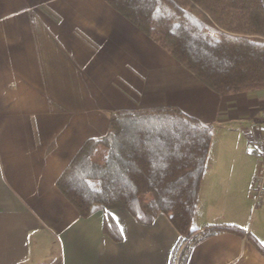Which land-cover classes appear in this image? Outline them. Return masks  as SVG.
I'll return each instance as SVG.
<instances>
[{"label": "crops", "instance_id": "crops-1", "mask_svg": "<svg viewBox=\"0 0 264 264\" xmlns=\"http://www.w3.org/2000/svg\"><path fill=\"white\" fill-rule=\"evenodd\" d=\"M237 98L252 125L264 89L219 95L104 0H0V264H170L179 235L165 215L145 225L110 210L117 242L103 211L80 217L56 179L86 139L105 134L113 110L176 106L214 134L230 131ZM210 155L193 228L238 231L199 240L185 264H264L255 171L208 186Z\"/></svg>", "mask_w": 264, "mask_h": 264}, {"label": "trees", "instance_id": "trees-1", "mask_svg": "<svg viewBox=\"0 0 264 264\" xmlns=\"http://www.w3.org/2000/svg\"><path fill=\"white\" fill-rule=\"evenodd\" d=\"M104 1L219 95L264 89V0ZM212 137L211 123L176 106L116 109L105 134L83 142L55 185L80 217L102 210L103 231L117 242L110 210L145 225L165 215L179 235L170 264H185L199 240L238 231L193 228Z\"/></svg>", "mask_w": 264, "mask_h": 264}, {"label": "rangeland", "instance_id": "rangeland-1", "mask_svg": "<svg viewBox=\"0 0 264 264\" xmlns=\"http://www.w3.org/2000/svg\"><path fill=\"white\" fill-rule=\"evenodd\" d=\"M241 101L240 98H237L235 105L237 108L233 111L230 119V131L226 132L222 126H217L214 131L209 152L211 154V162L208 168V186L213 183H219L223 186L225 183L222 181H228L225 178L230 172L235 173L239 177L240 182L242 180L245 181L246 176L255 171L256 154L253 151L254 148L247 143L245 137V131L251 124L247 116L243 113L241 114V111H244V108L241 107L243 104ZM263 109L264 105L260 106V110ZM243 183H237V180L235 182L236 187H239V189H242Z\"/></svg>", "mask_w": 264, "mask_h": 264}, {"label": "built area", "instance_id": "built-area-1", "mask_svg": "<svg viewBox=\"0 0 264 264\" xmlns=\"http://www.w3.org/2000/svg\"><path fill=\"white\" fill-rule=\"evenodd\" d=\"M247 143L256 154L257 166L253 178L254 188L250 193L253 206L259 205L264 197V110L245 131Z\"/></svg>", "mask_w": 264, "mask_h": 264}]
</instances>
